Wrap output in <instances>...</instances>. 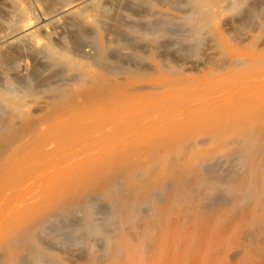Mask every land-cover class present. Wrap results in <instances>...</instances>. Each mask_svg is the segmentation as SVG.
<instances>
[{"label":"bare ground","instance_id":"obj_1","mask_svg":"<svg viewBox=\"0 0 264 264\" xmlns=\"http://www.w3.org/2000/svg\"><path fill=\"white\" fill-rule=\"evenodd\" d=\"M122 1H117L119 6ZM222 1L193 0L184 29L175 31L194 39L187 44L164 42L166 60L198 56L201 39L215 46L216 36L208 34L216 30L221 31L218 46L228 47L232 32L226 36L225 26L232 31L250 24L264 29V17L257 21L264 0L231 7ZM116 21L107 25L109 35H120L123 27ZM155 28L159 26L154 23L144 27L142 41L122 36L117 47L147 51L151 44L158 46ZM79 30L84 32L80 26ZM78 36L72 42L75 48ZM5 40L0 39V47ZM172 46L178 48L171 51ZM13 50L9 49L15 55ZM9 51L0 52V74L11 61ZM243 52L246 55L236 57L232 69L221 74L223 61L214 60L213 69L200 76L187 74L186 69L181 75L172 70L162 74L166 69L161 66L157 83L143 85V91L90 76L74 87L76 91L57 90L53 112L35 121L30 116V121H19L22 113H13L20 111L17 105L1 109L0 248L6 257L0 253V264H70L54 246L66 250V244L79 242L84 257H77L75 264H251L246 254L233 253L228 261L224 253L245 225L260 220L264 232V52L254 46ZM126 54L100 49L96 70L108 76L123 72L131 58ZM210 60L207 55L204 63ZM140 65L135 63L143 69ZM127 105L131 106L126 109ZM220 156L227 161L241 158L238 164L245 159L246 166L241 167L249 170L253 182L252 193L247 183L240 184L243 201L252 194L250 207L233 209L239 216L230 221L236 215L228 213L230 222L223 225L215 223L217 215L209 217L216 206L230 204L215 183L227 186L240 178L239 165L230 167L232 161L221 176L207 173ZM205 211H210L211 220H204ZM152 215L154 230L137 235L142 230L138 223H148ZM256 250L264 252L262 246ZM258 254L264 258V253Z\"/></svg>","mask_w":264,"mask_h":264},{"label":"rangeland","instance_id":"obj_2","mask_svg":"<svg viewBox=\"0 0 264 264\" xmlns=\"http://www.w3.org/2000/svg\"><path fill=\"white\" fill-rule=\"evenodd\" d=\"M117 1L118 0H0V39H7L5 40L3 48H0H2L3 51H9V49L12 50V48L15 49L13 51H17L15 55L14 52L12 53L11 51H9V55L6 52L7 58L13 62L9 61L8 66L0 74V79H2V81L0 80V85L1 82L3 84L0 86V110L11 109L13 105H17V110L20 111L12 112L18 114L22 113V117H19V121H27V119L29 118L28 116H30V120L35 121L36 119H40L42 116L53 112L54 102H57L58 100L57 90H63L64 88L67 89V87H69L70 89L76 91L77 88L75 89L74 87H78V84L84 78H87L88 81L90 76L94 78L96 77L97 80L99 79L101 81L109 80V82H120L123 85H127V87L129 85V88H137L138 91H143V85L150 86L157 83L158 73L161 66L166 69L165 71H162V74L167 73L169 70H172L176 72L178 71L177 74L181 75V71L186 69L188 71L187 74H198L200 76L204 72L207 73L210 68L213 69L211 66L215 64V61H223L224 64L218 71V73L221 74L231 70L234 63L233 61H235L236 57L246 55L243 51L248 50L250 46H254L260 52H264V29H260L259 25L257 27L254 24V26L250 24L245 28H241V26H238L235 30L236 32L232 31V27L225 26L222 30H224V32L228 31L227 34L225 33L226 36L230 35L232 32V34L228 36L229 39L232 37L231 40L228 39V47H223L221 45L218 46L217 40L219 39V32L221 31L216 30L211 34H208L209 36H216L215 46L211 42L201 39L199 46H197V50H199L198 56L186 60L181 59L182 61L180 60L176 62L171 59L166 60L165 53L167 52L168 47L166 46V48L163 45L164 42H168L170 40H177L180 43L187 44L192 42H189V40L194 39L193 37H191V35L188 36L184 33L175 31V29L177 30L179 28L184 29L183 26L187 23L184 17L189 16L191 14L193 0H123L120 6L118 5ZM250 1L252 3L255 0H227L229 6L226 1L223 0L222 5L227 7H231L234 5L243 6L246 3L250 4ZM240 10H243V8L241 7L238 10L239 12H242ZM263 12L264 9L261 13V16L257 18V21H261V17H264ZM99 15H101L102 17ZM115 20H118V22L116 21V24H122L120 26L123 28H121L120 30V35H109L106 32V27L107 25L115 24L113 23L115 22ZM149 23H151L152 25L154 23L156 26H159V28H165L160 30L159 28L158 30L157 28H155L157 40L159 41L158 46H155V44L150 45L151 49L149 47L148 50H151V52H149L148 50L145 51V49L142 48H139V50L142 49L141 51H135L132 49L124 50L122 48L117 47L118 43L122 42V40L119 39L122 36H125L122 39L131 38L133 40L135 39L139 41L145 39L146 33L145 31H143V28L146 27ZM79 26L84 29V32H81V30H79ZM27 29L29 31L25 34V36L19 35L22 31ZM16 34L19 36H17ZM75 34L77 36L79 35L77 40L80 38L79 41L81 42L80 43L79 41H77L78 48L72 46V42L76 38ZM186 36H188V38ZM114 43L115 45H112ZM261 43H263L262 46H260ZM71 46L73 48H71ZM198 47L202 49H199ZM177 48V46H172L171 51ZM2 49H0V52H2ZM100 49H105L109 53L120 52L126 54L128 52V55H126L127 57H131L129 59L130 62L127 63L123 72L112 74L111 76L100 73L96 70V66L94 64V60L99 56ZM73 51L76 52V54H73ZM207 55H209V57L211 56L212 60L204 63V60L206 59ZM224 55L226 56V58ZM136 62L142 64L140 66L143 69H140L138 66H135ZM35 64L37 65L35 66ZM108 64L110 65V63ZM80 66L82 68H79ZM133 66L137 67L139 71H134ZM16 76L18 78H21V81H18L20 79L15 78ZM23 79L27 82L26 85ZM14 80L16 82H14ZM17 81L20 82L18 83L19 87L17 86L19 91L16 88ZM37 84H40L41 86H38ZM21 86H23L24 89ZM32 88H34V90ZM17 91L20 93H18ZM148 91L150 92L151 90H147V92ZM53 98H55V100ZM129 106L131 105H127L126 109ZM143 106L144 105L140 106V108ZM2 110L0 111V117L3 116ZM224 159L226 158H222L221 156L220 158L217 157V161L215 162L217 164H215L216 166L214 167L215 169H208L207 173L209 172V174L211 175V172H215V174L213 175L218 177L224 173L222 171H226V169H230V167H235L236 165H239L236 166L239 167L238 169H240V171L236 169V173H239L236 177L240 179H234V184L232 183L231 185L230 183L229 185L227 184V186L224 185L219 187V184L215 183V189L218 188L217 191H220L221 189L222 196L225 198V201L230 204L226 206L219 205V207L221 206V208L216 206L215 208L217 209H214L211 212L213 215L210 213V211L209 213L206 211L203 212L205 215L201 213L204 220H211L208 218H213L214 215H217V218H215V223L220 225L235 220V218L239 216V213H234L232 211L233 209L236 212V209H244L246 207H250L249 203L252 202V194L250 198L243 201L241 190L243 188V185L241 186L240 184L243 183L245 185L247 183V190H250L251 193L253 192V182L251 181L252 179L249 178V170L245 167H241V165L246 166L245 159H242L244 163L242 162L241 164H238L240 161L239 159L241 158L231 159L229 160L232 161L231 165L229 164V161H227L228 159ZM228 164L230 165V167ZM245 169L248 170V172L245 171ZM241 173L242 177L240 176ZM206 175L208 176V174ZM243 178L244 180L243 182H241ZM153 208L155 209V207ZM207 213L208 215H206ZM224 213L226 214L222 216ZM228 213H230L231 215L233 213V216H236L230 219L231 216L227 217L229 216ZM209 214L211 215L209 216ZM226 217L227 220H225ZM228 219H230V221ZM256 222L258 225H245V227L241 229L240 234L238 236L236 235V237L232 239L233 241H231V239H225L223 241L227 244H229L231 241L230 247H228L229 249L227 248L224 252L225 255L228 257V261H230V257H232L233 255L242 254L243 256H245L246 254L248 255L247 259L249 260V262H251V264H258L259 262V264H264V258H257L256 256V254H258L256 250L257 246H262V248H264V232L260 228L263 226V223L260 220ZM146 223L147 221L139 222L138 226L142 228V230L140 229L141 231L139 234H137L139 231L134 233L141 236L144 233H149V231H153V228L157 225L153 215L152 220L148 221L152 228H150V226L147 225L148 223ZM250 231L253 234L249 233ZM242 232L245 233V236H243ZM246 232L249 234H247ZM260 242L261 244H259ZM56 246H54L55 250L59 252L61 251V255L63 257L66 256L65 260H70V264H75L80 260L78 258L82 259L84 257L85 249L80 242L75 243L71 246L66 244V250H63L60 247L58 248V246ZM1 250L2 248H0V253L2 252L4 257H6L5 251ZM63 252L66 255H64ZM263 253L264 252L259 253L258 256H261V254Z\"/></svg>","mask_w":264,"mask_h":264}]
</instances>
